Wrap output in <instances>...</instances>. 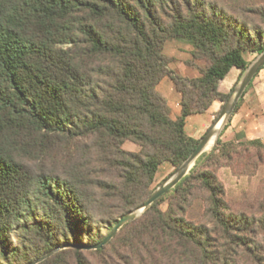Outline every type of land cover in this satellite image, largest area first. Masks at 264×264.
<instances>
[{
    "label": "trees",
    "instance_id": "16d2710c",
    "mask_svg": "<svg viewBox=\"0 0 264 264\" xmlns=\"http://www.w3.org/2000/svg\"><path fill=\"white\" fill-rule=\"evenodd\" d=\"M242 10L249 20L204 0H0V264H30L61 244L98 245L94 223L110 198L126 213L151 196L161 165H183L200 141L187 133V118L227 103L235 88L225 94L220 83L233 68L248 69L246 52H264V5ZM172 39L189 42L193 59L206 63L187 64L199 78L170 69ZM166 78L181 94L175 120L157 89ZM127 141L140 151L124 150ZM54 154L68 155V167H34ZM209 161L252 175L250 167L264 168V143L242 132L220 137L173 189L203 190L215 228L237 246L248 234L264 236V217L232 212ZM161 199L143 215L152 237L197 252L199 264H233L213 250L210 227L163 212Z\"/></svg>",
    "mask_w": 264,
    "mask_h": 264
},
{
    "label": "rangeland",
    "instance_id": "374dc122",
    "mask_svg": "<svg viewBox=\"0 0 264 264\" xmlns=\"http://www.w3.org/2000/svg\"><path fill=\"white\" fill-rule=\"evenodd\" d=\"M204 1L218 5L220 9H224L231 16L241 20V22L249 20L242 9L257 5H264V0ZM191 50H193V46L187 41H179L175 39L169 40L166 43L164 53L170 59V69L171 67H179L180 64H188V62H194L201 68L206 67V63L204 61L195 60L193 57H191V60L185 61L186 54ZM190 54H192V52H190ZM260 55L261 54H251L249 52L245 53L244 56L249 63V67ZM171 70L182 77L185 74L188 76H191V74H197V76L200 75L192 68H186V70L182 69L180 71L177 70V68H172ZM245 73L246 71L241 72L239 69L234 68L228 74L227 78L229 79L227 81H231L235 74L237 75V80L233 84V87L224 93L228 94L233 88L236 89ZM173 97H169L171 103L169 107L170 117L175 112V102ZM218 102L222 105V108L226 104L221 101ZM222 108L215 114L214 120L217 121ZM190 123H194V120H191ZM214 124L215 123L213 121V123L203 133H201L197 139L200 140ZM188 131L192 133L193 130L189 127ZM222 132L217 139L221 137L224 142L233 140L236 135V133H233L230 128H228L224 134H222ZM85 141L90 142L89 140ZM82 144H84V142H82ZM212 146L213 147H211V149L205 152L206 154L209 155L212 153L216 147V143L213 142ZM123 149L134 153L140 151V147L130 141L124 143ZM81 152H83V149L80 150V157H82ZM73 158L75 157L73 156ZM68 159V155L54 154L50 157L35 161L34 167L39 171L44 169L49 172H60L63 170V166L68 167ZM204 166L212 169L225 186V199L232 212L245 211L251 214L254 212L258 219L264 217L262 214V210H264L263 167L259 168L257 171L254 167H250V170L254 173L252 175H244L236 173L229 166L224 165L222 167L214 165L211 161ZM176 170L177 169L170 163H164L161 165L156 174L154 183L151 186V192H154L164 181L170 178ZM98 176L100 178L103 177L101 173ZM193 191L194 193L192 192L193 194L191 195L187 194L182 196L180 193L177 194L172 190L168 194H165L161 199L160 209L163 212L171 211L178 215H182L187 221L193 222L194 224H203L210 227L213 231L212 236L215 239V241H213V250L221 254V259H223L224 255H226L229 263L233 264H264V236L259 235L256 236V238L254 234H248L249 240L247 239L244 245L240 243L239 246H237L234 241L230 242L229 239L226 240V238L223 237V233L218 232L215 228V223L208 215V205L206 201L207 194L203 190L195 189ZM110 199L111 200H108L107 202L108 204L106 209H103L102 214H98V216H96L97 222L94 223V228L98 231L97 237L103 240L111 233L118 220L137 207L135 206L131 208L126 213H121L120 207H122L123 204H121L119 199ZM252 206H254V209H252ZM179 207H184L183 211H179ZM144 213L145 211L141 212L135 219L126 223L102 248L96 249L92 248V246L87 249L78 245L72 246L71 248H64L67 245L61 244V246L53 250L55 252L50 257L38 264H199L198 259L200 257L197 252H188L186 251V248L173 247L167 237H152L150 233L145 230V223L147 221H144L143 219ZM83 239L87 242L89 239L88 235H86ZM257 245H259L260 248L257 247ZM44 255L46 254H43L42 256ZM219 264H224V262H219Z\"/></svg>",
    "mask_w": 264,
    "mask_h": 264
},
{
    "label": "crops",
    "instance_id": "0c3cea01",
    "mask_svg": "<svg viewBox=\"0 0 264 264\" xmlns=\"http://www.w3.org/2000/svg\"><path fill=\"white\" fill-rule=\"evenodd\" d=\"M190 52H192V50ZM190 52L186 54L185 61L191 60L192 54H190ZM180 65L179 67H171V69L177 68V70L180 71L182 69L186 70V68H192L187 64ZM196 71L199 73L198 70ZM183 77L195 79L199 78L200 75L197 76V74H191V76H188L185 74ZM227 80L228 78L226 77L220 83L219 90L222 93L233 87V84L237 80V75L235 74L231 81ZM157 89L167 99L169 107L171 104L169 97L171 98V96H174L175 112L171 118L174 120L179 118L181 116V94L177 91L174 83L170 79L166 78L159 84ZM221 108L222 105L216 101L206 113L189 116L186 121L187 133L191 137L197 139L198 136L213 123L215 114L218 113ZM191 120H194V123H190ZM189 127L192 128V133L188 131ZM229 128L233 133H244L246 138L249 140H261L264 143V66L254 79L252 86L247 90L245 96L243 97L239 110L231 117V126Z\"/></svg>",
    "mask_w": 264,
    "mask_h": 264
},
{
    "label": "water",
    "instance_id": "95a60500",
    "mask_svg": "<svg viewBox=\"0 0 264 264\" xmlns=\"http://www.w3.org/2000/svg\"><path fill=\"white\" fill-rule=\"evenodd\" d=\"M263 66L264 52H262L261 55L254 61V63H252L251 66L246 70L243 79L235 89L234 95L222 108L221 113L215 124L200 139L199 144L192 153V155L183 163L180 168L176 170V172L170 178L164 181L141 206L125 214L120 220H118L111 233L101 243L96 246H93L92 248H102L115 236L119 229H121L126 223L135 219L136 216L141 212L146 211L149 207H151L154 203L161 199L165 194L173 190L183 180V178H185L189 174L196 161L207 151L210 144L212 142L217 143V138L220 136L222 130L224 129V126L234 115L237 105L239 104L241 98L245 94L246 90L248 89L255 76L261 71ZM221 120H223L224 123L221 129H218L217 125ZM71 247L72 246H65L64 248ZM54 252L55 251H51L47 253L46 255L40 257L31 264H38L44 261L46 258L50 257Z\"/></svg>",
    "mask_w": 264,
    "mask_h": 264
},
{
    "label": "bare ground",
    "instance_id": "6f19581e",
    "mask_svg": "<svg viewBox=\"0 0 264 264\" xmlns=\"http://www.w3.org/2000/svg\"><path fill=\"white\" fill-rule=\"evenodd\" d=\"M223 123H224L223 120H221V121L218 123L217 128H218V129H221V127L223 126ZM212 143H213V142H212ZM212 143L210 144V146H209V148H208L207 150H209V149H211V147H213V146H212Z\"/></svg>",
    "mask_w": 264,
    "mask_h": 264
}]
</instances>
